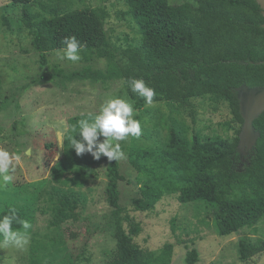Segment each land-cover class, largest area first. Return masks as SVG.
Masks as SVG:
<instances>
[{
	"label": "trees",
	"instance_id": "1",
	"mask_svg": "<svg viewBox=\"0 0 264 264\" xmlns=\"http://www.w3.org/2000/svg\"><path fill=\"white\" fill-rule=\"evenodd\" d=\"M10 1L22 5L21 20L30 37L31 52L39 56L42 66L47 63L46 56L65 48L62 41L71 36L86 45L82 50L91 51L96 58L106 61L103 71L84 69L65 74L54 70L28 76L11 92L14 97L21 96L35 84L76 79L121 80L120 93L128 97L138 112L146 101L131 91L130 81L135 78L143 79L155 89V102L203 95L222 97L235 121L242 124L235 89L242 84L264 86V16L256 0H195L179 4H171L169 0H127V11L141 37L137 45L116 56L111 54L105 29L107 13L102 7L60 12L59 7L43 5L51 16L40 17L27 6L39 0ZM5 24L8 25L6 20ZM134 118L138 120L137 113ZM158 124L167 132L161 155L158 157L151 148L131 147L128 154L135 169L141 168L140 158L151 159L148 173L154 174L155 168L175 177L182 183L178 188V201H202L210 206L220 236L253 227L264 217V111L253 121L259 136L246 154L237 150L238 135L233 140L217 137L201 140L194 134L190 139L189 127L184 122L166 120L163 115ZM144 137L150 135L144 134ZM121 146L125 151L123 142ZM95 161L104 171L105 200L111 211L103 214L99 221H91L77 194L65 191L57 198L54 218L59 222L72 220L75 226L85 227V243L95 234L109 233L114 244L107 264H162L171 246L167 244L164 253L153 256L134 240L141 229L140 222L128 214L123 215L119 184L126 181V177L121 171V162H110L104 156ZM86 171H89L87 166L76 173ZM144 184L145 197L133 199L135 207L141 211L153 208L162 194ZM13 209L22 220L17 208L1 211L0 220L12 215ZM13 227L17 229L20 225ZM263 252L262 239L238 242V259L243 263H249ZM198 261L196 248L186 253V264Z\"/></svg>",
	"mask_w": 264,
	"mask_h": 264
},
{
	"label": "rangeland",
	"instance_id": "2",
	"mask_svg": "<svg viewBox=\"0 0 264 264\" xmlns=\"http://www.w3.org/2000/svg\"><path fill=\"white\" fill-rule=\"evenodd\" d=\"M185 1L195 2L169 0V3ZM43 5L59 7L60 12L102 7L107 13L105 29L114 56L140 41L137 24L127 11V0H39L27 6L31 13L50 17ZM21 10V4L0 0V147L21 156L14 181L6 188L0 184V212L17 208L22 220L29 221L32 228L28 230L27 250L0 248V264H107L114 244L109 233L95 234L85 243V227L75 226L72 220L59 222L54 218L57 198L65 191L77 194L91 221H99L103 214L111 211L105 200L103 168L91 154H76L70 144V136L76 133H66L63 122L77 125L81 119L94 117L109 97L127 96L120 93L121 80L90 79L35 84L21 96H12L14 88L23 84L28 76L54 70L68 74L73 70L103 71L106 68L105 60L85 50H81L82 59L78 63L58 61V50L53 51L42 66L39 56L31 52ZM154 103V107L146 104L141 111H135L142 136L139 139L130 136L123 141L126 159L120 161L126 177V181L119 184L123 215L128 214L141 224L135 242L153 256L164 253L169 244L171 252L162 264H186V253L192 248L199 254L196 264H264V252L249 263L238 259L239 240H264V217L253 227L220 236L210 206L202 201L179 202L181 182L166 172L161 173V169L154 168V174L148 173L151 159L140 158L138 171L128 154L131 147L139 146L155 150L158 157L161 155L167 135L158 124L163 115L166 120L187 124L190 139L195 134L201 140L206 137L233 140L241 124L235 121L227 101L216 95H203ZM14 122L15 128L12 127ZM76 138L82 139L78 135ZM103 140L101 136L100 141ZM85 166L89 171L76 173ZM144 182L162 194L153 208L141 211L135 207L133 199L145 197ZM17 229L23 231L21 227ZM2 240L0 236V242Z\"/></svg>",
	"mask_w": 264,
	"mask_h": 264
},
{
	"label": "clouds",
	"instance_id": "3",
	"mask_svg": "<svg viewBox=\"0 0 264 264\" xmlns=\"http://www.w3.org/2000/svg\"><path fill=\"white\" fill-rule=\"evenodd\" d=\"M62 43L66 47L56 52V59L61 62L67 60L78 63L82 59L81 50L86 45H82L75 36L66 37ZM130 88L146 101L147 106H155L156 91L143 79L133 78L130 81ZM135 114L133 103L127 97H109L94 117L81 119L77 125L63 122L64 131L76 133L75 136H70V144L78 156L88 153L96 160L104 156L110 162H118L126 159L121 142L130 136L137 139L142 136V126L134 118ZM77 135L82 139H77ZM101 136L104 138L103 142L100 141ZM20 161L19 154H13L0 147V184L3 187L6 188L14 181V173ZM14 224H19L23 231L14 229ZM31 228L32 224L27 220H20L13 209L12 215H6L0 220V236H3L0 248L26 251L30 243L28 230Z\"/></svg>",
	"mask_w": 264,
	"mask_h": 264
},
{
	"label": "water",
	"instance_id": "4",
	"mask_svg": "<svg viewBox=\"0 0 264 264\" xmlns=\"http://www.w3.org/2000/svg\"><path fill=\"white\" fill-rule=\"evenodd\" d=\"M264 16V0H256ZM264 27V24H263ZM239 103L240 115L243 119L238 134L237 150L246 154L255 145L259 132L253 121L264 111V86H248L242 84L235 89Z\"/></svg>",
	"mask_w": 264,
	"mask_h": 264
}]
</instances>
